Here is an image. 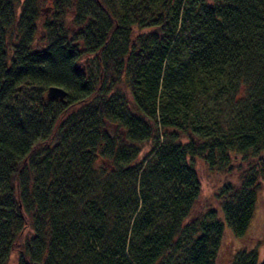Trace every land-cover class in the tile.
Instances as JSON below:
<instances>
[{"label": "trees", "instance_id": "trees-1", "mask_svg": "<svg viewBox=\"0 0 264 264\" xmlns=\"http://www.w3.org/2000/svg\"><path fill=\"white\" fill-rule=\"evenodd\" d=\"M262 185L264 0H0V264H218Z\"/></svg>", "mask_w": 264, "mask_h": 264}, {"label": "rangeland", "instance_id": "rangeland-1", "mask_svg": "<svg viewBox=\"0 0 264 264\" xmlns=\"http://www.w3.org/2000/svg\"><path fill=\"white\" fill-rule=\"evenodd\" d=\"M109 128L112 131H116L111 127ZM115 137L119 139L124 138L125 136L119 131ZM149 149L150 144H145L141 157L147 153ZM195 169L198 173L202 187L201 196L196 206L197 212L207 207H217L218 201L215 194H218V190L221 188L223 182L230 179V177L212 173L208 170L205 164L199 160H195ZM243 248L258 249L261 256L260 258L264 256V185H262V189L259 192L255 214L247 235L243 238L237 239L230 231H226L224 242L219 254L218 264H228L232 259L233 254Z\"/></svg>", "mask_w": 264, "mask_h": 264}, {"label": "water", "instance_id": "water-1", "mask_svg": "<svg viewBox=\"0 0 264 264\" xmlns=\"http://www.w3.org/2000/svg\"><path fill=\"white\" fill-rule=\"evenodd\" d=\"M47 98L49 100L63 102L66 99L67 91L60 87H50L47 91Z\"/></svg>", "mask_w": 264, "mask_h": 264}, {"label": "bare ground", "instance_id": "bare-ground-1", "mask_svg": "<svg viewBox=\"0 0 264 264\" xmlns=\"http://www.w3.org/2000/svg\"><path fill=\"white\" fill-rule=\"evenodd\" d=\"M145 145V144H144ZM144 147V146H143ZM150 148H151V146H150ZM144 149V148H143ZM150 151V149L148 150V152Z\"/></svg>", "mask_w": 264, "mask_h": 264}]
</instances>
